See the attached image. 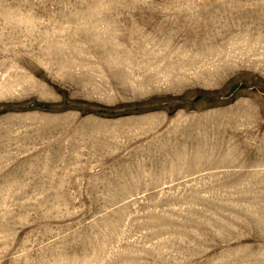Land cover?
<instances>
[{"label":"rangeland","instance_id":"374dc122","mask_svg":"<svg viewBox=\"0 0 264 264\" xmlns=\"http://www.w3.org/2000/svg\"><path fill=\"white\" fill-rule=\"evenodd\" d=\"M0 264H264V0H0Z\"/></svg>","mask_w":264,"mask_h":264}]
</instances>
